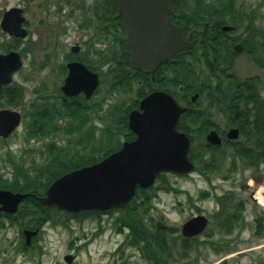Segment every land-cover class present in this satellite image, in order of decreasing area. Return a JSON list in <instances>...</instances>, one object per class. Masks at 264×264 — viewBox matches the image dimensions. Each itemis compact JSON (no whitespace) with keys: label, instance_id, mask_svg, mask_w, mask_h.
Segmentation results:
<instances>
[{"label":"flooded vegetation","instance_id":"flooded-vegetation-1","mask_svg":"<svg viewBox=\"0 0 264 264\" xmlns=\"http://www.w3.org/2000/svg\"><path fill=\"white\" fill-rule=\"evenodd\" d=\"M61 1L62 4L71 3V0ZM99 1L93 0L91 5ZM190 3L191 0H184L180 11L191 6ZM14 8L22 10L20 16H23L24 21L18 28L11 24V14L5 19L6 12ZM257 15L168 14L169 20L184 30V40L192 42L191 47L177 51L151 71L134 69L129 65L132 71L129 76L130 91L119 100L126 99L130 113L139 108L140 101L145 96L154 91H162L185 107L186 111L180 116L177 129L185 132L190 140L189 157L195 165L194 172H203L196 164L198 161L217 162L226 159L235 163L238 159L248 160L253 156L250 147H243L242 142L245 141L244 137L249 136V131L245 130L250 128L249 120L264 114V78L254 76L240 80L228 74V71L234 60L243 53L249 55L256 65L264 68V29L258 26ZM92 18L88 16L82 24L83 27L95 24L98 31L111 35L115 43L118 25L123 28L122 16L103 14L102 19H99L92 14ZM21 27L26 31L24 36L19 34ZM31 36L32 31L25 19L23 8L18 4L9 5L0 0V57L15 52L22 60V43L29 47ZM237 46L242 49H237ZM111 48L105 54L109 61L102 60L96 53L97 63L93 64V59L90 61L79 53V44L75 42L69 49L66 46L62 53L63 62L57 73L62 83L55 81V94L37 91L38 98L27 102V106L23 100L21 84L16 80L23 66L13 71L8 82L0 83V142L6 143L19 130H22L25 137L49 134L48 127H58L68 133V128H62L63 119L79 117L81 122L76 127L85 125L84 121L88 120L85 116L89 111L87 102L95 93L90 97H86L84 93L68 96L61 91L64 79L69 73L68 65L80 62L92 72H97L91 67L115 62V50ZM139 88L140 93L137 92ZM78 98L86 103L85 109L72 116L64 105ZM97 104L95 102L93 106L96 107ZM97 106L99 108V104ZM45 112L50 115V120L45 118ZM54 113H57L55 117ZM194 114L199 116L195 117ZM17 118L16 125L12 127ZM57 118L61 123H58ZM43 122L46 123V131L33 132L36 130L35 124ZM232 129L237 130V137L228 138ZM211 133L218 136V143L208 140ZM24 168L27 169L28 166ZM0 176L11 180L13 173L8 176L0 173ZM248 177L250 179L241 183L246 190L248 186L256 184V179L250 175ZM252 183L255 184L251 185ZM0 190L23 195L15 206L0 202V264H196L191 260L186 261L192 255L193 249L206 244L215 250L219 248L218 242L202 239L203 235H213L207 229L211 221L196 206L194 208L197 211L178 224H172L169 215L164 214L165 211L152 213L157 210L154 200L158 193L168 190L141 189L148 204L136 206V220L131 219L129 211L133 206L128 204L105 210L74 212L55 205L41 204L39 198L45 191L40 194L35 190H11L2 187ZM173 192L176 193V204L172 211L180 213L183 202L179 198L181 190L176 189ZM203 193L199 197L206 195ZM225 195L231 198L232 193H222L221 197L226 199ZM135 200L144 201L138 198ZM190 204L194 206L193 202ZM199 215H204L208 220L204 229L191 236L184 235V223ZM92 245L96 254L94 259L91 258ZM84 256L88 258L85 259ZM223 261L227 260L222 259L219 263Z\"/></svg>","mask_w":264,"mask_h":264},{"label":"rangeland","instance_id":"rangeland-1","mask_svg":"<svg viewBox=\"0 0 264 264\" xmlns=\"http://www.w3.org/2000/svg\"><path fill=\"white\" fill-rule=\"evenodd\" d=\"M92 2L93 0H71L70 4H62L61 0H51L50 2L44 0H4L6 4H18L23 8L25 19L32 31L30 46L22 43L23 67L16 76V80L22 87L25 106H27V102L38 98L37 91L55 94L53 92L55 81L62 83L60 76L57 77V73L60 69L59 65L63 62L62 53L66 46L69 49L76 42L81 47L79 53L89 58L90 61L93 59V64L97 63L95 60L97 58L96 53L100 58L101 54H107L108 49L115 46L112 36L104 35L98 31L95 24L90 27H83L82 24L85 23V19L88 16L92 18V14L87 12ZM237 2L240 7L254 10V14H258V26L264 29V0H237ZM60 5L62 6L58 8ZM34 90H36L35 94ZM123 95L108 92L107 85L102 83L95 95L88 99L89 111L85 116L88 120L84 121L85 125L77 129L76 126L81 122L79 117L63 119L62 123L57 118L62 128L75 127L77 132L67 133L60 128L57 132H52L50 129V133L46 135L25 137L22 130H19L6 143L0 142V173L8 176L12 172L8 160L21 163L23 167H29L30 164H42L50 158L49 146L51 143L66 147L71 153L79 150L80 147L75 144L77 139L83 138L84 133L89 132V130L96 136L100 132L98 118L100 117V110L97 105H101V101L105 102V106L111 105ZM95 102L98 103L96 107L93 106ZM57 119L55 120L56 123ZM218 162H220L218 170H207L205 171L206 174L192 172L180 176L167 173V184L171 186L169 188H157L155 186L158 182L154 183V189L168 191L158 193L154 200L157 210L152 213L165 211L164 214L169 215L172 224L182 223L189 215L197 211L195 206L204 215L209 216L211 222L207 229L213 235H203L202 239L207 238L218 242V250L212 249L208 244L199 246V248L192 250L193 256L190 255L186 261L191 260L196 264H217L222 259H226L227 264H264V236H256L254 232V218L261 216L264 222V208L259 206L250 195V190H253L254 186H248V190L239 186V183L250 179L248 172H245L248 168L243 167L246 163L239 159L235 162L238 167L237 172L242 174L239 176L236 172L231 173L225 162ZM254 169L263 171V162L258 160ZM243 172L245 173L243 174ZM251 177L257 182V176ZM258 180L264 185V176ZM176 189L181 190L179 198L183 200L180 213L172 211L176 204V193L173 190ZM202 192L206 195L199 197ZM227 192L232 193L231 200L233 203L240 201V206L232 230L230 233L224 234L216 222V214L219 210L216 195L220 196ZM191 202L194 206L190 204ZM225 202L228 203L227 200ZM94 251L95 248L92 245V259L96 256ZM84 258L87 259L88 257L84 256Z\"/></svg>","mask_w":264,"mask_h":264},{"label":"water","instance_id":"water-1","mask_svg":"<svg viewBox=\"0 0 264 264\" xmlns=\"http://www.w3.org/2000/svg\"><path fill=\"white\" fill-rule=\"evenodd\" d=\"M115 1L130 44L129 65L132 68L154 70L177 51L191 47L192 42L184 40V30L168 18L175 0ZM10 14L11 24L18 28L24 21L20 16L22 10L14 8L6 12L5 19ZM20 29V36H24L26 31L22 27ZM237 49L242 48L237 46ZM21 66L17 53L1 56L0 83L8 82L12 72ZM68 68L61 91L68 96L82 92L90 97L99 85L98 74L80 62L70 63ZM228 74L240 80L254 76L263 79L264 68L243 53L234 60ZM185 110L165 92L154 91L145 96L139 108L128 115V127L136 137L124 141L117 151L100 161L73 169L53 180L39 202L74 212L105 210L125 206L135 195L137 186L150 187L156 176L163 172H191L194 164L188 156L190 141L185 132L177 129L180 115ZM17 121L18 118L12 127ZM227 137H237V130L232 129ZM208 140L219 142L218 136L213 133ZM22 196L0 190V202L4 205L15 206ZM206 224L205 216L193 217L184 223L183 233L194 235L202 231Z\"/></svg>","mask_w":264,"mask_h":264},{"label":"trees","instance_id":"trees-1","mask_svg":"<svg viewBox=\"0 0 264 264\" xmlns=\"http://www.w3.org/2000/svg\"><path fill=\"white\" fill-rule=\"evenodd\" d=\"M182 4H184V0H176L174 7L169 14L255 13L252 9H250V11L246 8L240 7L237 0H191V6L184 7L183 10L180 11V6ZM186 4H188V2H186ZM87 12H89V14H94L95 17L97 16L99 19H102L103 14H119L115 6V0H100L99 2L92 4L90 8L87 9ZM102 33L104 35H109L107 32ZM112 48L115 50V55L113 57L115 59L114 63H110L109 65H106V67H103V65L92 66L90 63L88 65L90 67L92 66L91 68L99 73L100 84H106L108 92L124 94V97L130 91L131 78L129 76H131L132 71L128 64L129 43L121 25H118V30L116 29L115 46ZM101 59L109 61V58L106 57L104 53L101 54ZM137 92L140 93L141 88H139ZM84 105V100L78 98L74 100V102H70L64 106H66L70 115L75 116L82 109H85ZM129 108L130 106H127L125 98L107 106H105L104 101H101V105H99L100 132L97 136L95 133L91 132V130L84 133L83 138H79L75 141V144L77 147H80V149L73 153H71L66 147L51 143L49 146L51 152L50 158L42 164H30L27 169H25L21 163L9 160L8 163L11 165L13 177L9 180L8 178H2L0 176V187L11 190H35L40 194H43L50 183L62 174L72 169L97 162L110 153L118 150L123 141L132 140L135 137L127 125ZM56 114L57 113H54L53 117H55ZM194 116L197 117L199 115L194 114ZM45 118L50 120V115L46 112ZM249 122L250 128L245 129L249 131V136L244 137L245 141H243L242 144L243 147H250L253 156L248 160L246 159L245 162L255 163L261 159L264 164V114L252 117ZM46 127V123L44 122L42 124L36 123L34 126L36 130L34 129L35 131L33 132H45ZM77 129L79 128L77 127ZM77 129L68 128V133L77 132ZM48 130L50 132V127H48ZM59 130L60 128L53 127L52 132H57ZM197 164L204 170L216 171L219 168L220 162L198 161ZM257 177L260 179L263 178V176ZM157 182L158 184L155 186L157 188L171 187L167 184L166 173L157 176ZM150 188L154 189V185ZM137 189L134 197L144 199V201L137 202L135 200L136 198L133 197L127 203L128 205L133 206L129 211L132 220L137 219L136 206L148 204L145 193L141 191V188ZM224 197L229 199L228 203L225 202L226 199L224 201L222 197H216L220 205V209L216 214V222L218 228L222 229L224 233H230L236 221L240 201L233 203L228 195H225ZM254 222L255 235L259 237L264 236L263 218L261 216H256ZM220 264H227V261H223Z\"/></svg>","mask_w":264,"mask_h":264},{"label":"bare ground","instance_id":"bare-ground-1","mask_svg":"<svg viewBox=\"0 0 264 264\" xmlns=\"http://www.w3.org/2000/svg\"><path fill=\"white\" fill-rule=\"evenodd\" d=\"M261 160V159H260ZM242 161L243 162H245V160L244 159H242ZM262 161V160H261ZM223 162H225L226 164H227V169L228 170H230V172L231 173H233V172H236V174L237 175H241L242 176V174H241V172H237L238 171V167H237V165L235 164V163H233V162H231V161H229V160H221V163H223ZM246 164H244V168H248V169H246L245 170V172L247 171L248 172V174L250 175V176H264V170L263 171H261V170H256V169H254V167H255V165H256V162L254 163V162H250V163H248V162H245ZM201 170L203 171L202 173L203 174H206V172L205 171H207V170H204L203 168H201ZM244 171V170H243ZM245 172H243V174L245 173ZM263 172V173H262ZM244 176V175H243ZM255 184V183H254ZM253 183L251 184V185H254ZM254 191H252V193L254 194L253 196H254V199H256V200H258L260 203H263L264 204V185L263 184H261L260 182H259V180L257 179V182H256V184L254 185ZM251 191V190H250Z\"/></svg>","mask_w":264,"mask_h":264}]
</instances>
